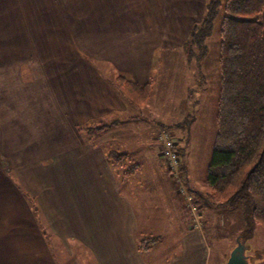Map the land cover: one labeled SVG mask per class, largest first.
<instances>
[{"label": "crops", "instance_id": "0c3cea01", "mask_svg": "<svg viewBox=\"0 0 264 264\" xmlns=\"http://www.w3.org/2000/svg\"><path fill=\"white\" fill-rule=\"evenodd\" d=\"M206 3L0 0V264H209L207 212L194 228L157 159L136 185L139 166L116 168L130 153L107 154L135 108L111 80L145 84L185 56Z\"/></svg>", "mask_w": 264, "mask_h": 264}, {"label": "trees", "instance_id": "16d2710c", "mask_svg": "<svg viewBox=\"0 0 264 264\" xmlns=\"http://www.w3.org/2000/svg\"><path fill=\"white\" fill-rule=\"evenodd\" d=\"M264 0H207L203 19L193 25L183 46L187 60L198 68L209 53L207 40L218 27L219 90L216 101V133L207 169L206 183L212 198L188 184L198 205L205 199L209 205L235 210L245 209L246 227L240 236L247 244L255 226L264 227ZM217 32V31H216ZM203 75L201 70L199 71ZM127 102L140 108L152 93L154 82L139 84L119 74L111 80ZM109 125L91 123L81 130L92 135ZM113 163L129 158L116 149L107 152ZM132 164L123 175L138 169ZM207 198V199H206ZM199 208H202L199 205ZM36 210V209H35ZM158 237H147L139 247L146 250ZM264 250H256L251 259L260 260ZM264 264V263H260Z\"/></svg>", "mask_w": 264, "mask_h": 264}, {"label": "rangeland", "instance_id": "374dc122", "mask_svg": "<svg viewBox=\"0 0 264 264\" xmlns=\"http://www.w3.org/2000/svg\"><path fill=\"white\" fill-rule=\"evenodd\" d=\"M207 45L209 53L200 68L194 60L189 62L186 55L182 54L172 55L171 62H166L159 70L154 71L151 79L154 86L148 102L140 108L131 107L129 118H122L120 130L117 131L120 137L111 136L115 148L122 153H130L134 159L127 161L125 166L119 164L116 168L123 173L132 164L139 165L134 179L136 185H139L144 177L152 175V158H155L159 161L170 189L172 188L170 178L173 176L170 166L161 154L160 136L166 132L177 140L180 161L182 167L185 166L188 184L204 193L211 201L214 200L206 178L216 133L215 113L219 90L217 26L215 34L207 40ZM181 171L185 175L184 170ZM176 202L180 208L185 204V201L178 199ZM206 204V200L202 199L199 205L204 216L207 212L211 224L210 230L206 232L209 246L208 263L224 264L236 246L242 229L246 227L245 209L240 206L230 210ZM204 227L202 224L197 229ZM246 245V253L250 256L251 263H264V255L261 257L263 262L261 259H251L256 250H264V227L257 224L253 237Z\"/></svg>", "mask_w": 264, "mask_h": 264}, {"label": "built area", "instance_id": "2783aa9c", "mask_svg": "<svg viewBox=\"0 0 264 264\" xmlns=\"http://www.w3.org/2000/svg\"><path fill=\"white\" fill-rule=\"evenodd\" d=\"M160 139L162 140L161 154L169 163L173 179L178 186V191L183 196L186 207L191 215V223L194 228H200L202 225L201 209L199 208L195 194L188 189L185 183V175L181 171V154L178 150L177 140L170 137L166 132L161 134Z\"/></svg>", "mask_w": 264, "mask_h": 264}, {"label": "water", "instance_id": "95a60500", "mask_svg": "<svg viewBox=\"0 0 264 264\" xmlns=\"http://www.w3.org/2000/svg\"><path fill=\"white\" fill-rule=\"evenodd\" d=\"M237 244L230 252L229 258L225 264H252L250 256L246 253L247 245L241 236L237 238Z\"/></svg>", "mask_w": 264, "mask_h": 264}]
</instances>
